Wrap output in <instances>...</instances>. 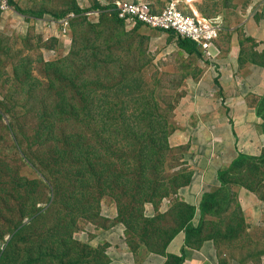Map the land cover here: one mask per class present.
<instances>
[{"label": "trees", "instance_id": "trees-1", "mask_svg": "<svg viewBox=\"0 0 264 264\" xmlns=\"http://www.w3.org/2000/svg\"><path fill=\"white\" fill-rule=\"evenodd\" d=\"M9 4L36 20L48 13L17 7L13 0ZM165 5L153 8L162 10ZM65 6L50 17L59 20L75 12L85 21V9L78 0H66ZM110 7L92 0L90 8L100 10L101 21L81 35H74L65 58L50 61L20 54L6 78L7 83L24 92V108L33 113L32 123L22 130L17 123L19 116L12 113L6 128L16 142L18 155L36 157L44 178L31 179L7 158L0 159V264H45L52 244L60 264H109L107 243L93 246L80 241L74 237L77 227L71 226L76 216L90 220L99 216L103 198L116 203L117 222L125 225L126 242L138 263L155 252L167 257L163 264H183L187 248H200L208 239H213L218 248L219 241L237 238L248 228L234 186L246 188L262 199L257 187H264L258 176L264 166V149L257 156L239 153L222 167L218 172L220 186L204 193L198 207L178 197L179 191L191 183L193 171L182 160L185 153L180 150L187 148L170 144L171 129L162 107L147 95L142 97L145 103L137 107L138 98L133 99V109L127 101L119 105L114 100L116 91H129V95L134 91L133 79L130 87L129 79L114 80L112 73L116 69L124 72L121 54L117 53L123 49L122 39L143 24L128 33L121 19L109 15ZM260 13L264 20V2ZM102 25L121 29V34L114 32L106 37L110 45L104 53L100 48ZM74 26L72 22V31ZM171 36L174 38L172 33ZM247 40L253 43L251 37ZM176 42L188 55L202 56L194 41L178 38ZM241 44L240 65L248 62L264 68V50L258 52L252 47L245 51L242 41ZM36 62L42 67L34 74ZM83 66V74L96 73L92 80L79 76ZM253 108L264 135V93L256 96ZM83 126L90 132L82 130ZM20 137L27 138L30 150L36 145V152L30 155L21 151L17 146ZM182 164L188 169H179ZM249 176L253 177L251 184L245 182ZM44 196L46 203H51L46 209L38 206ZM168 198L172 202L162 211L160 206ZM147 203L154 206L155 215L146 214ZM198 210L200 219L195 223ZM25 218L30 222L23 225ZM180 231L186 235L181 254L168 252L169 243ZM7 234L12 235L4 239ZM30 234L37 235L41 242H35ZM62 252L69 256L68 260L58 254ZM263 253L262 249L257 255ZM219 264L230 263L220 259Z\"/></svg>", "mask_w": 264, "mask_h": 264}, {"label": "rangeland", "instance_id": "rangeland-1", "mask_svg": "<svg viewBox=\"0 0 264 264\" xmlns=\"http://www.w3.org/2000/svg\"><path fill=\"white\" fill-rule=\"evenodd\" d=\"M79 5L84 8L89 6L92 0H78ZM112 0H104L109 2ZM158 8L163 7L165 4L171 1H177L178 6L185 12H191L192 7L195 8L199 13L208 17H214L221 15L223 23L224 19L227 21L228 29L227 35H231L235 32L239 38V41L243 42V49L245 51L250 48H254L258 52L264 50V41L253 40V43L248 41L250 38L244 33V25L248 17H253L256 21L260 19L264 0H256L253 5L252 0H148ZM15 6L30 9V10H46L48 13L40 19H32L30 16L19 13L14 6L10 5V9L6 12L0 10V159H8L11 163L16 164L14 167L20 169V173L31 179H43L44 175L39 170V161L36 157L31 156V159L24 158V154L18 155L16 149V142L13 140V136L9 134L6 126L9 124L10 115L17 113L19 116L17 123L20 129L27 128L33 121V113L26 110V95L24 92L12 83H7V76L11 75L13 64L17 61L20 54L22 56H29L37 59L42 57L45 60L55 61L65 58L69 55L75 34L81 35L87 31V28L100 23L102 16L95 11H88L85 14V21L75 17L73 20L74 28L71 35V41L69 43L66 40L61 39L60 36L54 34L56 28L55 22L51 26L48 21L49 16H52L53 12L66 8V0H13ZM224 18V19H223ZM99 21V22H97ZM223 24V27H224ZM36 25V26H35ZM101 28L104 30L101 38V50L103 53L105 49L110 45L106 38L111 33L121 34V29L116 27H107L102 25ZM128 33L136 29L123 28ZM224 31V30H223ZM99 34V33H98ZM55 38L56 41L52 40ZM61 39V42L59 40ZM253 39V38H252ZM122 51H117L121 54V64L123 73H119L118 69L113 71L114 80L121 77L129 79L131 82L133 79L134 91H116L115 101L119 105H123L124 101L128 102V106L133 109V99L138 98L136 105H142L145 103L142 97L144 95L150 96L154 99L157 105L160 104L162 107V113L166 117L171 134L169 141L172 147L181 148L182 146L186 149L184 151L185 157L182 159L187 165L192 168L195 161L190 163L193 156L200 150V148H191V145L179 144L178 141L183 139L181 136L178 137L179 132L186 130V123L183 119V112L181 107H190L192 105L191 94L194 83L199 84L203 76H207V70L210 68L209 62L205 57L196 55H188L177 46L176 39L172 38L171 33L161 31L157 29H151L146 26H140L139 30L131 33L130 36L124 37ZM242 46V44H241ZM242 49V47H241ZM102 53V54H103ZM41 64L34 63L33 73L37 74L41 68ZM259 66L254 67L256 70ZM262 68V67H260ZM244 70V69H242ZM84 66L79 70V76L81 79L92 80V77L96 74L92 71H87L83 74ZM8 74V75H7ZM255 75V71L251 76ZM259 78L255 81H258ZM245 82V81H244ZM109 85V81H105ZM217 82L214 86L217 91H210L209 87H204L206 90V97L213 98V95L220 98L218 93L221 86ZM258 87H260V84ZM247 87V83L244 84ZM264 92L260 93L262 95ZM253 92H248L246 96V103L248 106L253 108L254 100L256 99ZM4 105H2V103ZM185 113V110H184ZM234 120L238 117L235 113H232ZM186 119L188 115H185ZM195 119V116L192 117ZM261 122L258 117V123ZM260 124V123H259ZM259 124L254 128L256 133L264 136L259 130ZM85 132H90L88 127H82ZM23 140L20 137V142L17 141L19 149H23L24 153L32 154L37 150L36 145L30 150L29 142ZM21 143V144H20ZM264 148V146H263ZM262 148V151H263ZM23 157V158H22ZM181 163V161H180ZM186 164H182L179 167L182 171L188 169ZM193 169V168H192ZM259 178L264 181V166L260 168L258 174ZM245 182L247 184L253 183V177H246ZM233 189H242L243 192H247L251 196V199L246 200V203H255V207H259L260 212L252 215L251 211H247L244 217L248 228L239 237L234 238L230 241H219L218 253L220 259L224 260H235L240 262L253 261L257 264L264 259V253L260 256L257 253L260 250H264V187H257V194L260 195V199L256 194L250 192L246 188H240L234 186ZM237 199L239 191L237 192ZM235 194V192H234ZM176 195H174L175 197ZM178 197L181 196L178 193ZM47 196L43 197L38 206L48 208L51 203H46ZM169 202V203H168ZM172 198L164 199L163 203L167 207L170 206ZM259 205V206H258ZM162 206V204H161ZM160 206V207H161ZM258 208V209H259ZM154 206L150 203L146 205V214L149 216L155 215ZM117 205L110 198H103L101 202L100 215L95 219L90 220L86 217L76 216L71 222V226L77 227L74 232V237L80 241L87 242L93 246L103 245L107 243L106 249L109 246L107 237L104 234H108V239L114 241L118 240L117 233H113L117 224H119V234L123 241L126 242L128 232L124 224L117 222ZM239 216V214H238ZM30 222L29 218H25L23 225ZM117 222V223H115ZM12 234H7L4 239H9ZM31 238L35 242H41L37 235L30 234ZM20 246L24 245V242H19ZM127 244V242H126ZM128 245V244H127ZM50 254L46 255L45 264H60L58 262V255L53 251V244L50 248ZM62 254L65 260L69 259V256L65 253ZM264 264V260L262 262ZM116 264H127L116 263ZM138 264V263H137Z\"/></svg>", "mask_w": 264, "mask_h": 264}, {"label": "crops", "instance_id": "crops-1", "mask_svg": "<svg viewBox=\"0 0 264 264\" xmlns=\"http://www.w3.org/2000/svg\"><path fill=\"white\" fill-rule=\"evenodd\" d=\"M252 3L254 5L256 0H252ZM224 22V31L220 34L217 42L222 51L218 62H209L210 68L207 70V76H203L199 84L194 83L190 96L192 105L189 108L181 107L183 119L187 125L185 131L177 134L178 137L183 138L178 143L187 146L190 144L191 148H200V150L190 160V163L195 161L194 166H192L193 169L191 168L193 171L192 181L179 191V195L181 196L180 199L196 207L199 206L204 193L211 192L220 186L218 172L222 167L229 165L238 157L239 153L252 156L259 155L264 146V136L256 133L254 128L260 123H258V117L255 115L254 108L246 103L248 92H253L257 96L264 92V68L258 67L255 70V65L248 62L240 65L241 41H239L236 30L231 35H227L228 24L225 19ZM243 31L246 36L253 38V40L263 42V18L260 16V19L256 21L252 16L248 17ZM254 71L255 75L251 76ZM255 78L256 80L259 78V80L255 81ZM216 80L221 86L218 92L220 98L218 99L215 95L213 98H207L204 87H209L210 91L216 92L217 88L214 86ZM246 83L247 87L245 88L244 84ZM257 83L260 84V87ZM232 113L237 115L236 120H234ZM185 115H188L187 119ZM193 116H195L194 120L192 119ZM236 191H239L238 201L244 213L251 211L254 215L260 212L261 208H256L255 203L244 204L246 200L251 199L247 192H243L242 189ZM160 209L166 211L168 205L166 207L162 203ZM199 219L198 210L195 223ZM114 231L118 237L116 241L111 238L108 239V234H104L109 243L106 249L110 257L109 264L123 262L137 264L134 253L120 237L119 224L114 228L113 233H115ZM185 238V232L180 231L169 243L167 251L181 254L185 246ZM166 258L164 254L152 252L138 264H163ZM219 260L218 248L213 239H208L200 248H187L183 264H219ZM263 260L257 264H263ZM229 263L255 264L253 261L240 262L235 260H230Z\"/></svg>", "mask_w": 264, "mask_h": 264}, {"label": "built area", "instance_id": "built-area-1", "mask_svg": "<svg viewBox=\"0 0 264 264\" xmlns=\"http://www.w3.org/2000/svg\"><path fill=\"white\" fill-rule=\"evenodd\" d=\"M10 8L9 0H0L1 11L6 12ZM109 11L122 20L127 30L140 23L152 29L171 32L175 39L194 41L209 61L216 60L220 54L216 41L223 30L221 17H207L197 11L185 12L179 8L177 1L167 3L162 10H155L148 0H115ZM73 17L74 13H70L61 21H53L66 35ZM53 21L49 22L51 26H54Z\"/></svg>", "mask_w": 264, "mask_h": 264}, {"label": "clouds", "instance_id": "clouds-1", "mask_svg": "<svg viewBox=\"0 0 264 264\" xmlns=\"http://www.w3.org/2000/svg\"><path fill=\"white\" fill-rule=\"evenodd\" d=\"M100 1V0H99ZM115 0H113L112 2H106V3H102L101 1V4L102 5H110L111 7L113 6V2H114ZM110 7V8H111ZM109 8V9H110ZM180 8V7H179ZM83 9H85L84 11L85 12H83L82 13V15L85 17V14L88 12V11H95V12H98L100 15H101V12H100V10L98 9V10H96V9H91L90 8V5L89 6H86V7H84ZM109 9H108V12H109V15H111V14H114V15H116L115 13H111V11H109ZM181 9V8H180ZM192 9V8H191ZM184 11V10H183ZM192 11H197L196 9H192ZM191 11V12H192ZM198 12V11H197ZM70 13H74V17L73 18H71L70 19V21H69V31H68V34H66V35H64V34H62V32H61V29H60V27H59V25H56V28L54 29L55 31H54V34H52V35H55V36H60V38L61 39H64V40H66V42L67 43H69L70 41H71V35H72V29H71V24H72V22H73V20H74V18L75 17H78L79 15L78 14H76L75 12H69V13H67L66 15H64L61 19H63V18H65L67 15H69ZM201 14V13H200ZM117 16V15H116ZM205 16V15H204ZM208 17V16H207ZM214 17H221L222 18V16H220V15H218V16H214ZM118 18V17H117ZM54 20V21H61V19H59V20H56V19H54L53 17H50L49 16V19H45L44 21H48V22H50L51 20ZM119 19V18H118ZM97 22H99V21H97ZM50 24V23H49ZM125 27V26H124ZM152 29V28H151ZM223 30H224V27H223ZM223 30L220 32V34L223 32ZM162 31V30H161ZM220 34H219V37H220ZM219 37H218V39H219ZM174 39H175V37H174ZM218 39H217V41H216V44H217V46H218V48L220 49V54H219V56L217 57V59L216 60H214V61H210V63H217L218 62V60H219V57H220V55H221V53H222V51H221V48L219 47V45H218ZM176 41H177V39H176ZM201 51V50H200ZM202 56H203V53H202ZM204 57V56H203ZM208 60V59H207ZM209 61V60H208Z\"/></svg>", "mask_w": 264, "mask_h": 264}]
</instances>
